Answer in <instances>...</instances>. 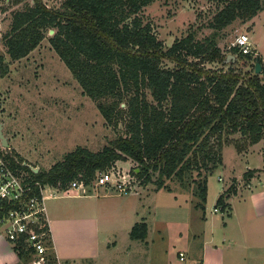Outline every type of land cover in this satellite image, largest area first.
<instances>
[{
  "label": "trees",
  "instance_id": "16d2710c",
  "mask_svg": "<svg viewBox=\"0 0 264 264\" xmlns=\"http://www.w3.org/2000/svg\"><path fill=\"white\" fill-rule=\"evenodd\" d=\"M32 1L14 13L4 36L10 57H26L47 30H55L50 38L53 48L119 134L99 151L78 146L38 172L10 150L12 168L27 170L28 180L66 190L74 180L91 183L98 172L132 159L137 162L134 173L143 184L154 181L156 189L169 188L166 180L177 179L186 188L193 181L196 207L205 211L208 175L223 162V133L241 132L253 144L264 136L260 74L247 72L245 77L233 59L227 70L207 67L226 59L215 35L201 41L191 33L166 46L153 25L140 16L155 0H63L57 8L44 0ZM262 10V0H231L212 25L221 30ZM230 54L263 63L260 56L244 54L238 47H232ZM9 72L8 62L0 56V76ZM259 170L249 169L245 177L249 180ZM235 190L232 184L223 191L215 206L226 209V199ZM147 233L148 224L140 221L131 237L144 239ZM14 249L25 264L31 263L24 246Z\"/></svg>",
  "mask_w": 264,
  "mask_h": 264
},
{
  "label": "rangeland",
  "instance_id": "374dc122",
  "mask_svg": "<svg viewBox=\"0 0 264 264\" xmlns=\"http://www.w3.org/2000/svg\"><path fill=\"white\" fill-rule=\"evenodd\" d=\"M62 1L44 0L53 8L59 7ZM229 1L231 0H155L143 8L140 16L144 22H150L153 25L158 37L168 47L176 39L191 33L196 40L201 41L215 35L226 59L224 64L212 62L207 63L206 66L215 70L220 68L227 70L233 59L235 63H238V72L245 77L247 72L256 73L253 64L257 61H247L241 57L237 59L238 57L230 52L237 36L248 33L254 49L253 57L260 56L263 60L259 74L264 80V10L247 20L238 18L232 24L218 30L213 27L212 22L218 11L223 9ZM32 2V0H0V56H3L10 66V72L4 77L0 76V122L4 123L3 131L9 141V146L4 147L0 139V149L6 153L10 150L17 152L30 167L48 170L57 161L62 160L65 154L78 146H85L93 151L101 150L117 137L119 130L107 124L97 106L98 102L83 92L77 79L53 48L50 38L56 32L55 30L53 33L47 30L45 38L26 57L19 60H13L10 57L4 36L11 29L14 13L27 8ZM168 64L173 63L168 62ZM120 128L123 129V126L120 125ZM220 153L223 159L222 164L208 175L209 194L205 208L208 215L214 209L223 188L228 189L230 180H241L240 184L245 185V180L248 181L245 177L247 165L252 168L263 166L264 136L260 142L253 144L249 137L241 132H224ZM248 156L249 163L246 160ZM136 165L137 162L132 159L119 160L116 163L117 170L126 174L127 179H131L133 186H136L131 195L144 197L149 193L151 197H154L150 203L162 205L165 201L169 203L175 199L176 193L168 190L171 187L180 191L186 189L190 194L193 193V181L190 183L191 187L186 188L177 179L166 180L169 188H161L156 193L154 181L143 184L134 173ZM19 172L25 178L30 177L27 170L22 169ZM154 178L156 179L157 175ZM67 190L71 191L69 188L64 191L68 192ZM91 191L95 193L93 189ZM182 194L180 199L183 200L185 193ZM123 197L130 198L128 194H124ZM89 198L91 197H61L49 200L48 205L51 207L55 204L58 208L63 207L65 215L69 216L74 207L80 208L76 205L93 200ZM191 200L194 201V205L198 201L194 194ZM198 210H195L198 214L205 212L202 209ZM221 214H223L222 211H219L214 216L222 219ZM164 242L166 241L159 236L158 245ZM50 245L51 241L48 246ZM47 256L50 257L51 264L56 263V254L51 252V248Z\"/></svg>",
  "mask_w": 264,
  "mask_h": 264
},
{
  "label": "crops",
  "instance_id": "0c3cea01",
  "mask_svg": "<svg viewBox=\"0 0 264 264\" xmlns=\"http://www.w3.org/2000/svg\"><path fill=\"white\" fill-rule=\"evenodd\" d=\"M246 160L249 163V156ZM263 166L247 165L248 170L261 171L245 180V185L240 184L241 180H230L228 188L235 184L236 190L226 199L222 219L216 218L213 210L210 215L206 210L196 213L200 208L191 200L193 193L186 189L167 188L176 193L175 199L162 205L150 203L154 197L149 193L143 197L104 186L88 194L73 189L60 191L47 200L54 264H264ZM160 190L155 189L156 193ZM61 197L93 200L76 205L80 208L74 207L66 216L63 207L48 205L49 200ZM140 221L148 224L147 236L132 238L131 230ZM159 236L166 241L164 244L158 245ZM180 252L185 253L184 260ZM29 258L33 264L34 256L30 254ZM48 258L47 264H51ZM0 264H25L2 234Z\"/></svg>",
  "mask_w": 264,
  "mask_h": 264
},
{
  "label": "built area",
  "instance_id": "2783aa9c",
  "mask_svg": "<svg viewBox=\"0 0 264 264\" xmlns=\"http://www.w3.org/2000/svg\"><path fill=\"white\" fill-rule=\"evenodd\" d=\"M250 40L248 33H241L233 45L244 54H253ZM100 186L113 188L119 193L132 192L136 187L126 174L117 170L115 164L109 170L98 172L91 183L74 180L68 188L77 190L78 194H88ZM60 191L64 190L49 183L28 180V176L25 178L12 168L7 153L0 149V233L14 248L22 245L30 251L34 256L33 264L48 263L51 234L47 200ZM213 211L216 213L222 208L215 206ZM180 258L185 259L184 252H180Z\"/></svg>",
  "mask_w": 264,
  "mask_h": 264
},
{
  "label": "water",
  "instance_id": "95a60500",
  "mask_svg": "<svg viewBox=\"0 0 264 264\" xmlns=\"http://www.w3.org/2000/svg\"><path fill=\"white\" fill-rule=\"evenodd\" d=\"M54 30L52 29L51 30V33H53ZM262 70V64L260 63V61H257L256 63V69H255V72L256 73H260ZM4 123L3 122H0V139H1V143L4 147H8L9 146V141H8V138L6 137V135L4 134ZM32 167V166H31ZM36 172L39 171V168L37 167H32Z\"/></svg>",
  "mask_w": 264,
  "mask_h": 264
}]
</instances>
